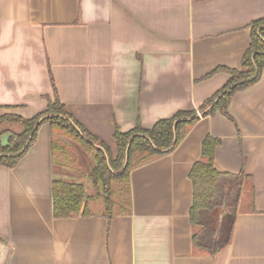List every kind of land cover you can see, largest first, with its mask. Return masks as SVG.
Returning a JSON list of instances; mask_svg holds the SVG:
<instances>
[{
  "label": "crops",
  "instance_id": "1",
  "mask_svg": "<svg viewBox=\"0 0 264 264\" xmlns=\"http://www.w3.org/2000/svg\"><path fill=\"white\" fill-rule=\"evenodd\" d=\"M263 16L264 0H0V116L31 118L55 91L94 148L115 155V127L197 113L229 79L216 69H239L249 24ZM227 110L233 121L199 117L171 152L132 169L130 212L110 219L53 216L52 181L88 188L94 158L77 148L72 169L54 166L49 124L40 123L16 165H0V264H264V69ZM11 124L1 130L12 134ZM207 135L221 141L216 171L247 176L239 188L221 183L219 221L235 213L217 253L193 244L200 227L188 213V172L204 160Z\"/></svg>",
  "mask_w": 264,
  "mask_h": 264
},
{
  "label": "trees",
  "instance_id": "2",
  "mask_svg": "<svg viewBox=\"0 0 264 264\" xmlns=\"http://www.w3.org/2000/svg\"><path fill=\"white\" fill-rule=\"evenodd\" d=\"M264 69V16L249 24V43L243 53L239 69L217 68L228 73L226 85L206 102L198 112L202 116L218 111L233 121L228 114V105L234 95L254 84ZM196 111H177L171 117L158 120L149 129H144L137 118L133 129L121 132L115 127L113 138L116 153L100 143L80 126L67 113L55 91L54 99L48 101L47 108L31 118L15 115L0 116V125L6 122L20 126L18 133L12 134L8 145L0 146V165L12 168L20 157L36 140L37 128L47 122L50 128L51 157L54 166L72 169L77 162L76 147L85 153L93 152L94 164L87 167L84 183L69 179L52 181V213L57 218L100 215L107 219L130 212L129 173L132 169L151 162L171 152L185 137L198 120ZM7 130H2L0 136ZM221 141L205 136L201 142L203 161L194 162L188 172L192 185V203L189 208V220L200 230L192 237L193 244L199 249H209L217 253L230 243L234 211L223 215L221 183L231 181L240 187L243 174L220 173L213 166L216 148ZM225 180V181H224ZM251 196L253 188L250 189ZM222 195V196H221ZM234 209V208H233ZM215 224H212V219Z\"/></svg>",
  "mask_w": 264,
  "mask_h": 264
},
{
  "label": "rangeland",
  "instance_id": "3",
  "mask_svg": "<svg viewBox=\"0 0 264 264\" xmlns=\"http://www.w3.org/2000/svg\"><path fill=\"white\" fill-rule=\"evenodd\" d=\"M9 122H6V123H4L1 127H0V132L2 131L1 129H3V127H6L7 126V124H8ZM11 125H13V130H15V131H13V132H11L12 134H14V133H18L20 130H21V128H20V126L19 125H17V124H11ZM18 131V132H17ZM9 140V139H8ZM76 148H78L79 149V147L77 146ZM81 152H83L82 150H81ZM84 153V152H83ZM85 154V153H84ZM222 190H223V192H224V187H222ZM234 190V191H233ZM235 190H236V188L234 187H232V188H230L229 190H228V192H227V195H226V197H227V199L228 200H230L231 201V199L233 200V198L235 197ZM231 195H232V197H231ZM226 199V198H225ZM227 203H230V202H227ZM219 217H220V214H219ZM212 224H215V219L213 218L212 219Z\"/></svg>",
  "mask_w": 264,
  "mask_h": 264
},
{
  "label": "water",
  "instance_id": "4",
  "mask_svg": "<svg viewBox=\"0 0 264 264\" xmlns=\"http://www.w3.org/2000/svg\"><path fill=\"white\" fill-rule=\"evenodd\" d=\"M196 115L198 116V117H200L201 116V113L200 112H198V113H196ZM12 136V134H10V133H3L1 136H0V146L1 147H5V146H7L8 145V139L10 138Z\"/></svg>",
  "mask_w": 264,
  "mask_h": 264
},
{
  "label": "built area",
  "instance_id": "5",
  "mask_svg": "<svg viewBox=\"0 0 264 264\" xmlns=\"http://www.w3.org/2000/svg\"><path fill=\"white\" fill-rule=\"evenodd\" d=\"M197 113H198V111H197ZM201 117V116H200Z\"/></svg>",
  "mask_w": 264,
  "mask_h": 264
}]
</instances>
